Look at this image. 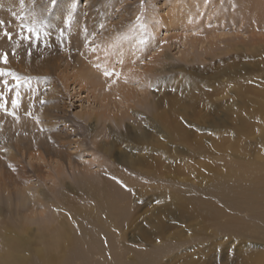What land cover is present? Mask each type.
Wrapping results in <instances>:
<instances>
[{"label": "rangeland", "instance_id": "rangeland-1", "mask_svg": "<svg viewBox=\"0 0 264 264\" xmlns=\"http://www.w3.org/2000/svg\"><path fill=\"white\" fill-rule=\"evenodd\" d=\"M48 2L0 0V59L8 54L0 71L21 78L0 77V103L9 112L20 93L19 119L0 110V242L3 231L14 230L33 257L44 245L42 229L69 211L61 193L81 204L68 188L78 195L84 177L98 185L122 173L137 213L131 229L150 232L157 218L164 222L162 239L145 242L131 232L128 243L145 251L161 243L157 264H264V235L253 215L235 212L237 219L223 226L211 217L230 190L240 192V201L249 190L264 194V24L254 26L252 0H77L66 30L62 21L73 0H58L39 39L26 31L31 38L20 39L32 9ZM120 59L126 65L119 77L126 78L129 65L138 71L123 91L103 74ZM68 73L91 74L96 89L90 84L75 95V80L63 79ZM172 101L179 113L166 124L158 118L168 110L161 102ZM37 154L44 161L33 159ZM55 161L64 168L59 174Z\"/></svg>", "mask_w": 264, "mask_h": 264}, {"label": "bare ground", "instance_id": "bare-ground-1", "mask_svg": "<svg viewBox=\"0 0 264 264\" xmlns=\"http://www.w3.org/2000/svg\"><path fill=\"white\" fill-rule=\"evenodd\" d=\"M247 5L250 14L249 16L254 20V26L264 24V0H252V2ZM8 33H10V31ZM113 37L116 39L115 34ZM15 40L20 41L18 35H16ZM8 43H10V41H8ZM129 43L130 41L128 42V45L131 47ZM108 45L109 43L105 44L103 42L101 48H106L107 51ZM12 47L14 49V46ZM128 50V52L132 51L130 49ZM110 51L115 52L112 51V49ZM128 52L123 49L122 54L125 55ZM163 54H165V52H163ZM91 56L94 57L93 54H91ZM91 60L90 68L94 70L97 63L95 62V58ZM123 61H126V59H123ZM125 65H122V60L119 61V64L114 71L121 74V70H125L121 66ZM98 68L99 67H97V69ZM125 68L126 72L129 71V74L125 76L126 78L133 76L138 72L136 70L134 72L130 65ZM64 77L65 78L63 79L66 82H69L72 79L75 80L74 83H72L74 85L72 90L75 92V95L79 97H81L82 89L89 88L87 86L90 84L96 89L95 84L91 82L93 77L91 74L86 75L85 73L86 79H83L78 75L72 77L69 73ZM108 78L116 85L114 86L115 88H118L119 86V90L123 91L121 84L124 83L126 78L123 79V77H119L120 84L115 76ZM88 80H90V83L87 82ZM138 82H143L142 76L141 78H138ZM173 103L161 102V105H165L168 110H165L166 112L162 111L158 118L166 124L172 123L175 114L179 113L177 103ZM119 109H121V107H119ZM115 110H117V108H115ZM120 117L122 120L121 115ZM114 122L117 123L115 120ZM105 153H107V150ZM35 158L37 161H44L39 154L33 157V159ZM53 164L55 165L58 174L64 169L58 161H55ZM67 165L69 166L68 169H71V167L77 169L70 161H67ZM77 172L79 173L81 171ZM88 172V170H84L81 172V175L83 173L88 176ZM47 176L49 177L50 175ZM50 177L52 178V181H54V176ZM146 178L151 180L154 176L147 174ZM60 182L62 183L63 181L60 180ZM83 182L82 187H78L80 189H78V191H80L78 195L76 190L73 188L70 189L71 187L68 188L70 190L69 192L82 198L83 202H80L82 201L81 199L79 201L81 204L77 203L78 199H72V197L69 196V193L66 195L62 193L60 194L62 198L61 204L65 207L69 206V211L63 219L61 218L57 221L55 227L52 226L50 229H42L40 237L44 245L35 250L36 253L33 257L31 253L32 251L28 247L24 235L20 236L13 232L14 230L3 231V240L0 242V264H157V262L162 259L160 254L164 249V246L161 243L158 242L148 251L136 246L131 247L128 244L129 239L131 238V232H136L135 228L131 229V227H133L137 219L136 216L131 218L136 211L133 209L135 204H133V199L130 194L132 191V183L129 180V176L122 173H119V175H111L108 176V178H102L101 183L98 185H94V183H92L87 177H84ZM63 183L62 185H64ZM145 185H147V183H145ZM134 194L137 199H141L142 196H144L141 188L135 191ZM248 194L249 196L246 197V199L240 201V192H238V190H230V199H228V196L222 199L225 207L220 210L214 209V211L211 212V217L220 226H223V222L227 224L229 221L237 219V215L234 214L235 212L242 215L244 214L245 216L253 215L258 221L259 227L264 230V194H254L251 190H249ZM243 197H245V195H243ZM38 202L43 204L41 199L38 200L37 203ZM54 203L56 204V201H54ZM183 214L189 215V212L186 211ZM170 218H174L173 213H171ZM156 220L157 221L153 224V227L151 228L152 231L150 232L149 230H143L139 227L137 228L145 242H155L164 237L166 231L164 222L161 218H157ZM259 227H257L256 231L264 235ZM139 234L135 233L133 237L138 238ZM152 250L154 253H151ZM130 255H134L132 260L130 259Z\"/></svg>", "mask_w": 264, "mask_h": 264}, {"label": "snow or ice", "instance_id": "snow-or-ice-1", "mask_svg": "<svg viewBox=\"0 0 264 264\" xmlns=\"http://www.w3.org/2000/svg\"><path fill=\"white\" fill-rule=\"evenodd\" d=\"M57 2H58V0H49V2L44 3L38 11L34 7L32 9V12H31V22L29 24H23L22 23V25H21L22 33L20 34V39L27 41L31 38L30 36L23 35V31H26L27 33H30L31 36H34L38 40L40 32L43 30V26L45 24V21L47 20L49 13L51 12L52 8H54V6L57 4ZM145 2H146V0H142V5ZM76 7H77V0H73L69 10L67 11L66 17L62 21L63 28L65 30L68 29L69 27H71L72 20H73V10ZM21 19L23 20L24 18L22 17ZM136 22L139 25H143V23H144L143 15H137ZM99 28L101 30H103L105 28V24L100 23ZM4 36H6L10 42L12 41V35L10 33L4 32ZM123 38H126V35ZM18 46H19V41H17V47ZM112 46H115V44H113ZM93 51H95L94 48H93ZM12 54L13 55L16 54L15 50L13 51ZM0 63H3V64L8 63V54L7 53L3 54L2 59H0ZM103 74L105 77L115 76V77L119 78V76H120L119 72H115L113 69H109V68H105ZM4 76H10L16 82H19L21 80V78L13 72L5 73L3 71H0V77H4ZM125 82H127V81H125ZM4 85L7 88L8 81L5 80ZM17 86H19V83L17 84ZM40 103L44 104L45 101H40ZM10 104H11V108H12L11 112L8 111V106L6 103H0V110H3L6 115H11L16 119H19V117L16 116V110L20 107V93L19 92H16V98L12 99L10 101ZM37 122L39 123V120H37Z\"/></svg>", "mask_w": 264, "mask_h": 264}]
</instances>
